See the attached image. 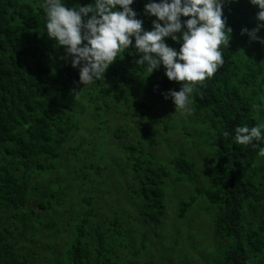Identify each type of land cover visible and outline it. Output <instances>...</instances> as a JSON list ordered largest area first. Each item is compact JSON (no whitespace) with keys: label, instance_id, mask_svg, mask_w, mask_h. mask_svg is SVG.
Returning <instances> with one entry per match:
<instances>
[{"label":"trees","instance_id":"16d2710c","mask_svg":"<svg viewBox=\"0 0 264 264\" xmlns=\"http://www.w3.org/2000/svg\"><path fill=\"white\" fill-rule=\"evenodd\" d=\"M44 2L0 0V264H264V139L235 142L238 126L264 124V44L241 35L264 23L259 7L225 4L233 32L223 66L182 114L164 96L181 84L163 66L151 74L137 65L134 38L103 79L80 83L47 36ZM150 2L160 0L131 6L146 31L157 19ZM127 119L137 137L114 146L115 160L107 140L129 136ZM176 186L191 195L178 200ZM199 243L210 248L198 253Z\"/></svg>","mask_w":264,"mask_h":264},{"label":"clouds","instance_id":"9594fccd","mask_svg":"<svg viewBox=\"0 0 264 264\" xmlns=\"http://www.w3.org/2000/svg\"><path fill=\"white\" fill-rule=\"evenodd\" d=\"M231 2L160 0L147 3L146 14L157 18L153 21V30L149 31L131 7L134 0H94L78 8H70L62 0H45L42 7L46 13L47 36L65 49L63 59L70 60L71 66L79 69L80 83L86 86L103 79L118 56L133 46L134 38L140 57L137 65H146L151 74L163 66L167 78L181 84L179 91L172 89L164 93L165 99L173 100L176 111L190 114L197 86H203L223 66L221 49L230 46L228 34L232 38L233 32L223 10ZM250 2L259 7L257 19L264 22V0ZM181 17L189 18L182 22ZM261 28L264 23L251 31L242 29L241 35L247 34L250 42L264 44V38L258 35ZM166 38L180 43L179 50L170 47ZM262 129L264 124L238 126L235 142L252 145L254 140L261 141ZM258 155L264 157V148H259Z\"/></svg>","mask_w":264,"mask_h":264},{"label":"rangeland","instance_id":"374dc122","mask_svg":"<svg viewBox=\"0 0 264 264\" xmlns=\"http://www.w3.org/2000/svg\"><path fill=\"white\" fill-rule=\"evenodd\" d=\"M179 91V90H178ZM170 100H172L171 98H169ZM172 117H174L173 115H172ZM121 122L122 120L121 119H119V120H116L115 122H114V124H118V122ZM126 122H128V128H129V131H130V134H129V136L128 137H122L121 139H119V140H117L115 137H113V136H110L109 137V139L107 140V144H108V147H107V153H109V154H111L113 157H114V159L115 160H121V158H120V154H119V151L117 150H115L114 149V146H116V145H118V144H120V145H123V144H127V143H131L133 140H135L136 139V137H137V131H136V129L134 128V125L136 126V122L135 121H128V119L126 120ZM154 127V126H158V127H160L161 128V132L163 131V129H162V127L159 125V124H154L153 123V125L151 124L149 127ZM182 137V136H181ZM168 138H169V143H177V138H175V136H173V135H168ZM122 161V160H121ZM120 163L119 162H116V165H119ZM112 167V166H111ZM111 171H112V169H110ZM172 179H174V178H172ZM112 186H113V188H115V189H117L118 190V188L120 187V185H118V184H115V183H113L112 184ZM182 186V185H181ZM180 186V187H181ZM176 188H177V186H176ZM121 189V188H120ZM186 189V188H185ZM190 189V188H189ZM75 192L77 193V195H79V194H81V192H79V191H77V190H75ZM174 192H176L177 193V199L178 200H181V199H183V198H187V197H189L190 195H191V192H189V190H187V191H185L184 189H179V188H177V190H175ZM75 193V194H76ZM119 193H122L120 190H119ZM114 194V193H113ZM121 198H123L122 196H121ZM176 202H177V200H174V199H172V200H170V203L172 204V205H175L176 204ZM131 208L132 207H127V208H125V210L123 211V213H124V216L125 217H127V220L129 219V220H134V218L133 217H130L129 218V212H130V210H131ZM176 210H178V208L177 207H175V211ZM131 212L132 213H136L135 212V209L133 208L132 210H131ZM204 219L203 220H201V222H202V226H204L205 224H207L206 222H208L207 221V219L206 218H208L207 216H205L204 215ZM168 219V222H170L171 220L169 219V218H171V215L169 214L168 215V217H167ZM131 220V221H132ZM130 225H136V222H134V221H132L131 223H130ZM176 229H177V232H179V231H182V227L180 226V225H178L177 227H176ZM137 231H139V229L138 230H136L135 232H137ZM173 232H174V228H173V225L172 226H166V227H164V229H163V233L167 236V238H170L171 237V234H173ZM184 233V236L185 237H190L191 238V236H190V234L187 232V231H184L183 232ZM148 236H150V235H148ZM176 237H178V236H176ZM175 237V238H176ZM174 238V239H175ZM173 239V240H174ZM192 239V238H191ZM163 244H165V241L164 242H162ZM186 244V246H188V245H190L189 243H185ZM206 248L208 249V248H210L209 246L207 247V246H205L203 243H199L198 244V253H199V251H202V250H206ZM206 252V251H205ZM194 264H200L197 260H195L194 261Z\"/></svg>","mask_w":264,"mask_h":264}]
</instances>
